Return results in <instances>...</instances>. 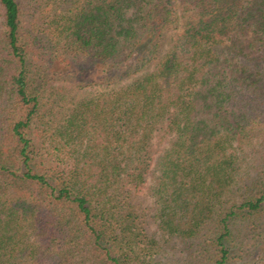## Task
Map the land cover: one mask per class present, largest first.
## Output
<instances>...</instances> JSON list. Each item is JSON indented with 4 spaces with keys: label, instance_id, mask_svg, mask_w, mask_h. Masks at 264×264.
I'll use <instances>...</instances> for the list:
<instances>
[{
    "label": "trees",
    "instance_id": "1",
    "mask_svg": "<svg viewBox=\"0 0 264 264\" xmlns=\"http://www.w3.org/2000/svg\"><path fill=\"white\" fill-rule=\"evenodd\" d=\"M262 215L264 0H0V264H231Z\"/></svg>",
    "mask_w": 264,
    "mask_h": 264
},
{
    "label": "rangeland",
    "instance_id": "2",
    "mask_svg": "<svg viewBox=\"0 0 264 264\" xmlns=\"http://www.w3.org/2000/svg\"><path fill=\"white\" fill-rule=\"evenodd\" d=\"M173 34V31L169 32L168 36L170 37ZM53 79L54 80L49 83L50 87L64 83L70 84L69 81L64 82L63 79H59L58 77ZM156 146L158 147V143H156ZM258 223L262 227H259L258 232L262 234L252 232L250 235L244 237L245 243L240 247L236 246L239 252L236 254V257L231 260V264H264V215L258 219ZM149 230L151 232H157L158 228L155 224L151 223ZM191 249L189 244L173 239L169 241L166 251L156 256L149 264H197Z\"/></svg>",
    "mask_w": 264,
    "mask_h": 264
}]
</instances>
